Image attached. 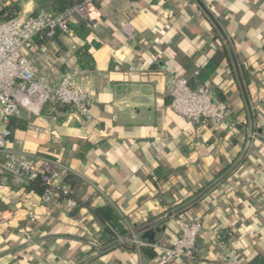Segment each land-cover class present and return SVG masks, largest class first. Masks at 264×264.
<instances>
[{
	"label": "crops",
	"instance_id": "1",
	"mask_svg": "<svg viewBox=\"0 0 264 264\" xmlns=\"http://www.w3.org/2000/svg\"><path fill=\"white\" fill-rule=\"evenodd\" d=\"M54 1L0 0V7L15 4L20 16H30L52 12ZM79 22L90 29L86 38L71 30L45 44L35 39L23 53L32 57L40 46L38 75L51 85L65 73L81 70L92 99L91 119L62 105L49 104L38 117L24 112L21 119L28 128L13 132L16 150L26 157L54 160L80 178L76 198L89 207L113 206L129 234L164 217L168 213L162 214L156 196L172 205L195 194L231 159L239 161L249 138L247 101L222 30L239 70L244 63L255 72L247 87L240 71L255 137L245 163L190 211L191 216L199 214L203 224L196 257L170 264H215L222 252L233 248L243 259L257 237V246L264 249V198L256 200L258 208L239 207L256 184L264 185V0H104L90 6L88 18L74 19L71 25ZM85 45L95 62L90 71L77 64L76 55ZM224 47L236 79L224 61L207 87L213 94L225 91L226 120L196 127L172 111L169 81L177 74L193 79ZM129 67L137 70L129 73ZM232 139L238 142L228 152ZM156 169L162 170L159 189L149 181ZM20 187L0 188V264H82L98 251L87 244L103 225L87 209L71 217ZM175 216L150 228L155 231L153 244L171 246L179 234ZM228 227L235 236L222 244L219 233ZM140 235L84 264H156L160 250L141 242Z\"/></svg>",
	"mask_w": 264,
	"mask_h": 264
},
{
	"label": "built area",
	"instance_id": "2",
	"mask_svg": "<svg viewBox=\"0 0 264 264\" xmlns=\"http://www.w3.org/2000/svg\"><path fill=\"white\" fill-rule=\"evenodd\" d=\"M93 1L83 0L58 15L41 10L35 15L0 21V188L21 186L41 177L47 185L41 197L42 203L56 204L65 211L79 206L75 191L61 182L68 170L54 160L26 157L16 150L19 143L14 140L9 125L13 118H21L24 112L40 116L49 104L68 107L79 117L91 119L92 99L84 86L81 70L65 73L57 85H51L38 75L36 56L40 46L35 47L32 57H27L23 49L33 44L36 38L49 41L58 34L70 35L71 21L88 18ZM128 32L129 29L126 30ZM153 64L151 61L149 66ZM117 69L122 71L123 67L117 66ZM136 70L135 67L128 68L129 73ZM168 91L172 111L194 126L203 123L217 126L226 120V104L216 99L209 87L199 85L194 88L185 75L177 74L170 79ZM175 223L179 234L171 246L152 245L160 250L156 264L193 259L197 253V240L203 225L201 218L194 216L190 221L176 219ZM215 264H242V255L237 249L226 250L217 257Z\"/></svg>",
	"mask_w": 264,
	"mask_h": 264
},
{
	"label": "trees",
	"instance_id": "3",
	"mask_svg": "<svg viewBox=\"0 0 264 264\" xmlns=\"http://www.w3.org/2000/svg\"><path fill=\"white\" fill-rule=\"evenodd\" d=\"M83 1V0H82ZM81 1V2H82ZM94 4H97V0L93 1ZM74 5V2L72 0H55L53 11L51 13L58 15L64 12L67 8ZM21 14V8L15 4L3 6L0 7V21L6 22L13 20L17 17H19ZM70 30H74V32L81 38H86L90 34V29L88 25L85 22H79L76 26L71 25L70 23ZM60 34H58L55 38H57ZM54 38V39H55ZM38 41V44H45L48 41L46 40H40L39 38H36ZM77 58V64L85 71L93 70L95 67V62L93 59L92 54L90 53V46L85 45L76 55ZM227 61L229 65L232 68V75L236 79V73L234 70V66L232 64V60L230 57V53L226 47H224L223 50L218 51L216 55L207 63V65L204 67L203 70H201L193 79H190V84L192 87H197L199 85L209 86L208 80L217 72V70L220 68L221 64ZM240 71L242 74V77L245 81L246 86H249V76H254L255 72L253 67H247L244 63H239ZM223 90L216 89L214 90V94L216 99L223 102L227 106L228 110V103L226 102V98L224 96ZM9 128L15 132L16 130H27L28 128V122L21 119V118H13L11 121V124L9 125ZM256 131H260L259 129H256ZM237 139H232L229 146L226 147V151L229 152V149L236 145ZM236 161L231 159L230 163L225 166L224 168L220 169L219 171L215 172V179L213 181H208L203 184L202 189L197 191L195 194L189 195L184 200H178L176 199L174 201V204L168 205L162 198L156 196L157 202L160 204L161 207H163V215L172 211H175L197 195H199L202 191L207 189L210 185L214 183L215 180L219 179L223 175H225L232 167L235 165ZM245 163V161H244ZM243 163V164H244ZM162 177V170L156 169L153 174L149 177V181L152 182V184L159 189V183L158 181ZM64 184L69 186L75 191V187L81 184L80 178L74 176L71 173H67L64 176ZM227 181L223 182L225 184ZM46 183L41 179V177L29 181L27 184L21 185L20 190L24 194H34L39 197H42L45 190H46ZM219 188V187H218ZM217 189V188H216ZM215 189V190H216ZM264 198V185L256 184L253 188L252 195L249 198H243L242 203L239 205L240 208L243 207L244 204L247 206H256V200H262ZM143 199V198H142ZM79 201V200H78ZM203 200L197 202L195 205H193L191 208L186 209L178 214H176V219H182L184 221H190L194 216H199V214H195L194 216L190 215V211L197 210ZM3 208H7V206H3ZM83 209H87L91 215H93L97 220L101 222L103 225L99 233L92 235L91 239L89 240V243L87 246L89 249L93 252L97 247L99 248H106L112 244H114L116 241H118L120 238H125L129 235V231L123 226L121 217L118 215L115 208L111 205H107L104 207H89L87 203H83L79 201V206L72 210L68 211V215L71 217H76L80 211ZM201 217V216H200ZM155 219V217H152L150 220ZM35 231L37 226L33 227ZM42 228V227H39ZM235 236L234 229L228 227L221 231L219 233L220 243L227 244L233 237ZM141 242L155 245V231L154 229H149L145 232H143L140 235ZM259 241V237L256 238V240L253 242L254 248L252 249V252L249 256H244L242 259V264H264V249H261L257 246V243ZM234 249V248H233ZM197 254V253H196ZM196 257V255H195Z\"/></svg>",
	"mask_w": 264,
	"mask_h": 264
},
{
	"label": "water",
	"instance_id": "4",
	"mask_svg": "<svg viewBox=\"0 0 264 264\" xmlns=\"http://www.w3.org/2000/svg\"><path fill=\"white\" fill-rule=\"evenodd\" d=\"M217 25V24H216ZM218 27V25H217ZM219 28V27H218ZM223 37L225 38L226 40V43H227V46L229 47V50L231 52V55H232V58L235 62V65H236V71H237V75H238V78L240 80V83H241V86H242V89H243V93L245 95V98H246V101H247V107H248V112H249V117H250V133H249V138H248V141H247V144L245 146V149H244V152L241 156V158L239 159V161L236 163V165L230 170L228 171L225 175H223L222 177H220L219 179H217L212 185H210L207 189H205L202 193H200L196 198H194L193 200L189 201L188 203H186L185 205L181 206L180 208H178L177 210L171 212V213H168L167 215H165L164 217H161L159 218L158 220L140 228L139 230L135 231L134 233H131L129 234L128 236H126L125 238H122V239H119L118 241H116L114 244L106 247V248H100L98 251L92 253L91 255H89L86 259L83 260L82 264L94 259V258H97L109 251H111L112 249H114L115 247L119 246L120 244L124 243L125 241L127 240H131L132 238H134L135 236H138L140 235L142 232L144 231H147L149 230L151 227L161 223V222H164L166 220H169L171 219L173 216H175L176 214L186 210V209H189L191 208L193 205H195L197 202H199L202 198H204L208 193H210L216 186H218L220 183H222L224 180H226L235 170H237V168L244 162L249 150H250V147L252 145V141H253V138L255 137V122H254V114H253V111H252V107L250 105V102L248 100V96H247V93H246V89L244 87V84H243V81H242V78H241V74H240V70L238 68V65L236 63V58L234 56V53H233V50L228 42V40L226 39L225 35L223 34L222 30H220Z\"/></svg>",
	"mask_w": 264,
	"mask_h": 264
}]
</instances>
